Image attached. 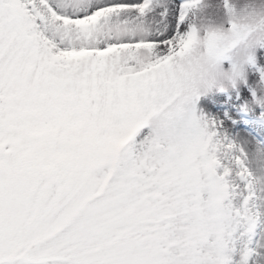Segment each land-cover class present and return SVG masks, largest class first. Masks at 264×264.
I'll list each match as a JSON object with an SVG mask.
<instances>
[{
    "label": "snow or ice",
    "instance_id": "1",
    "mask_svg": "<svg viewBox=\"0 0 264 264\" xmlns=\"http://www.w3.org/2000/svg\"><path fill=\"white\" fill-rule=\"evenodd\" d=\"M0 264H264V0H0Z\"/></svg>",
    "mask_w": 264,
    "mask_h": 264
}]
</instances>
